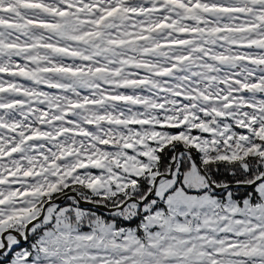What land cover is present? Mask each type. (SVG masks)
<instances>
[{"label":"snow or ice","instance_id":"snow-or-ice-1","mask_svg":"<svg viewBox=\"0 0 264 264\" xmlns=\"http://www.w3.org/2000/svg\"><path fill=\"white\" fill-rule=\"evenodd\" d=\"M0 264H264V0H0Z\"/></svg>","mask_w":264,"mask_h":264}]
</instances>
